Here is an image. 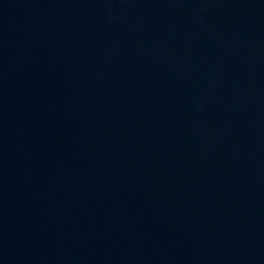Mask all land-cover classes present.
I'll list each match as a JSON object with an SVG mask.
<instances>
[{
    "label": "water",
    "instance_id": "water-1",
    "mask_svg": "<svg viewBox=\"0 0 264 264\" xmlns=\"http://www.w3.org/2000/svg\"><path fill=\"white\" fill-rule=\"evenodd\" d=\"M0 264H264V0H0Z\"/></svg>",
    "mask_w": 264,
    "mask_h": 264
}]
</instances>
